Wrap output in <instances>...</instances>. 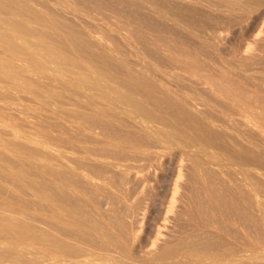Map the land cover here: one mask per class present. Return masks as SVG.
Instances as JSON below:
<instances>
[{
	"label": "rangeland",
	"instance_id": "374dc122",
	"mask_svg": "<svg viewBox=\"0 0 264 264\" xmlns=\"http://www.w3.org/2000/svg\"><path fill=\"white\" fill-rule=\"evenodd\" d=\"M0 1V264H264V0Z\"/></svg>",
	"mask_w": 264,
	"mask_h": 264
},
{
	"label": "bare ground",
	"instance_id": "6f19581e",
	"mask_svg": "<svg viewBox=\"0 0 264 264\" xmlns=\"http://www.w3.org/2000/svg\"><path fill=\"white\" fill-rule=\"evenodd\" d=\"M1 2V1H0ZM43 199V198H42ZM51 206V205H50ZM64 207V206H63ZM28 231V230H27ZM169 234V233H168ZM26 235V234H25ZM177 238V237H176ZM36 241V240H35ZM145 250V249H144ZM67 258V257H66ZM101 259V258H100Z\"/></svg>",
	"mask_w": 264,
	"mask_h": 264
}]
</instances>
